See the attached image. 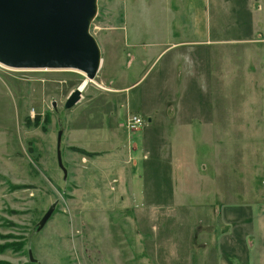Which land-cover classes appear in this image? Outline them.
Here are the masks:
<instances>
[{"label":"rangeland","instance_id":"1","mask_svg":"<svg viewBox=\"0 0 264 264\" xmlns=\"http://www.w3.org/2000/svg\"><path fill=\"white\" fill-rule=\"evenodd\" d=\"M178 1L98 0L102 64L71 108L83 72L0 64V264H197L235 228L225 199L264 202V19Z\"/></svg>","mask_w":264,"mask_h":264},{"label":"water","instance_id":"2","mask_svg":"<svg viewBox=\"0 0 264 264\" xmlns=\"http://www.w3.org/2000/svg\"><path fill=\"white\" fill-rule=\"evenodd\" d=\"M98 0H0V64L14 69H73L93 80L102 64V52L91 33ZM82 89L73 90L65 108L81 101ZM63 129L57 136L58 164L63 163ZM52 204L38 223L41 230L51 218ZM31 261H36L29 250Z\"/></svg>","mask_w":264,"mask_h":264},{"label":"crops","instance_id":"3","mask_svg":"<svg viewBox=\"0 0 264 264\" xmlns=\"http://www.w3.org/2000/svg\"><path fill=\"white\" fill-rule=\"evenodd\" d=\"M178 2L182 1L179 0ZM190 2H192V0H190ZM259 2L264 4V0H259ZM255 3V0H250L252 6H254ZM250 4L247 6L249 14H256V12H259L258 15L264 19V6L257 4L258 11H254ZM181 8L182 7L178 5V9ZM191 9H193V7ZM258 33L263 32L259 30L257 34ZM251 39L253 38H249L246 41ZM189 115H191V113ZM188 120L189 125L187 132L189 138L191 137L192 139V144H195V138H199L198 131L195 130L194 126L195 120L192 119V116L191 119L189 118ZM204 127L205 125H203V132L205 131ZM203 132L201 136L202 139H204ZM146 138L145 132L142 140L144 143L151 145L149 139L146 140ZM188 142H190V139ZM204 144L206 145L207 142ZM237 200L239 201H236L237 203H235L234 206L231 205V208L228 209L225 199L223 210H220L224 215L225 222L229 220L230 224L231 222L235 223V228L231 231L232 233L228 234L225 231L222 233L220 232L217 242L213 244L208 242L202 248L191 246L194 251V256L197 258V261H195L197 264H264V202L260 201L259 204L256 203L257 205H253L252 202L244 204L243 202H246V200L243 201L244 199H241V201L240 199ZM230 234L235 235V242H227V238ZM198 251H202V255L199 256ZM190 259L194 262L193 256Z\"/></svg>","mask_w":264,"mask_h":264},{"label":"built area","instance_id":"4","mask_svg":"<svg viewBox=\"0 0 264 264\" xmlns=\"http://www.w3.org/2000/svg\"><path fill=\"white\" fill-rule=\"evenodd\" d=\"M145 124L146 122L143 117H141L140 115H132L127 121V128L130 131H137L144 127Z\"/></svg>","mask_w":264,"mask_h":264},{"label":"bare ground","instance_id":"5","mask_svg":"<svg viewBox=\"0 0 264 264\" xmlns=\"http://www.w3.org/2000/svg\"><path fill=\"white\" fill-rule=\"evenodd\" d=\"M1 65H2V64H1ZM3 66H4V65H3ZM5 67H6V66H5ZM82 74H85V73H82ZM85 77H87L86 74H85ZM88 82H89V80L85 78L84 83H83V85H82L80 88L83 89L84 86H85Z\"/></svg>","mask_w":264,"mask_h":264}]
</instances>
